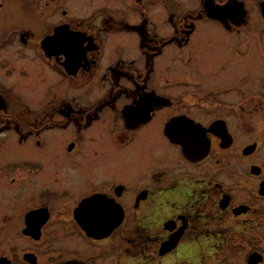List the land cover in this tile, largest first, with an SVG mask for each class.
<instances>
[{"label": "flooded vegetation", "instance_id": "af4514ba", "mask_svg": "<svg viewBox=\"0 0 264 264\" xmlns=\"http://www.w3.org/2000/svg\"><path fill=\"white\" fill-rule=\"evenodd\" d=\"M206 1L201 0L189 14L193 18L190 27L187 25L191 41L198 28L195 19H204V14L217 7V2L213 8ZM217 4L220 14L213 19L223 27L222 32L262 37L263 30L258 26L264 24L263 1L259 20L247 15L240 18L243 6L238 0H219ZM61 8L63 20L40 41L42 58L65 78L81 81L75 84L77 90L84 87L93 92L91 89L97 87L102 93L92 99L80 92L75 99H65L63 109L53 99L51 103L57 109L44 110H55L47 114L46 121L57 124L45 125L41 130L13 117L4 122L2 97L0 132L14 128L22 139H29L51 128L68 129L73 123L78 139L82 132L102 122L112 140L125 146L134 133L157 123L159 134L179 157L182 170L177 167L174 172H155L148 180L131 182L128 174L111 169L109 178L101 183L81 186L68 181L60 188L51 185L50 180L38 181L40 184L34 180L30 188L34 204L21 211V223L10 224L15 218L10 213L0 218L1 228L13 230L12 241H20L0 252V264H175L178 260L181 264H264V125L258 129L264 119V97L252 93L229 102L206 86L204 92H192L187 108L180 110L185 106L182 100L144 81L153 73L166 47L181 46L177 34L163 35L157 24L155 29H148L150 21L145 14L137 28L139 57L125 58L121 54L105 64L102 59L107 27L115 31L118 25L109 26L106 19L103 26L89 32L81 29V23L76 26L72 19H65V5L61 4ZM121 23V30H129L125 21ZM169 24L177 27L171 16L166 25ZM56 29L60 35L55 40L51 37ZM27 35L31 37L29 32ZM24 38L21 37L23 42L28 41ZM247 59L256 61L251 54ZM258 64L255 67L260 71L262 66ZM249 65L253 71V64ZM196 86H200L199 82ZM15 103L14 108L22 106ZM225 106L231 109H223ZM193 108L203 114H195ZM149 131L151 136L155 134L152 128ZM44 137L36 141L43 147ZM76 143L69 142L67 150H76ZM5 172L0 166V178ZM114 174L124 178L116 182L110 176ZM11 181L17 183V177L12 176ZM83 187L87 188L80 190ZM67 197L71 202L61 200ZM259 240L261 246H257ZM215 245L227 251L217 262L210 258ZM234 252H242V257L229 259Z\"/></svg>", "mask_w": 264, "mask_h": 264}, {"label": "rangeland", "instance_id": "374dc122", "mask_svg": "<svg viewBox=\"0 0 264 264\" xmlns=\"http://www.w3.org/2000/svg\"><path fill=\"white\" fill-rule=\"evenodd\" d=\"M262 1L264 2L238 0L243 6L240 18L248 16L254 20L261 19L259 6ZM200 2L201 0H0V98L3 97L6 108L1 111L3 121L10 122L13 117L24 125L37 126L38 130L48 124L54 127L56 121H46L47 114H54L52 111L57 109L55 103H51L53 99L63 109L65 99H75L80 92L86 98L92 96V99L102 93L97 87L91 89L93 92L85 91L84 87L83 91L77 90L75 84L78 80L65 78L54 65L42 58L40 41L52 32L54 25L63 20L61 4L65 5V19H72L76 26L81 23L83 30L92 32L96 27L103 26L106 19L110 22L109 26L118 25L115 31L107 27L106 53L102 59L105 64L116 60L121 54L125 58L139 57L137 28L145 14L150 21L148 29L152 30L157 24L160 25L161 34H177L181 46L172 44V47H166L164 54L158 60L155 59L157 64H154L153 73L144 81L159 88L163 94L182 100L185 106L180 110L187 108L192 92H204L206 86H210L220 98L229 102L245 94L258 93L264 97L263 22L258 26V29L263 30L262 37L246 32L224 33L223 27L217 23L218 20L213 19V16L215 18L220 14L221 7L217 4L219 0H208V7L212 5L214 8L216 2L217 7L214 12H204L207 15L204 19L194 18L198 28L191 41L187 36L190 35L188 26L193 18L189 14ZM170 16L177 22V27L166 25ZM122 21L129 25V30H121L124 26ZM72 25L75 26V23ZM235 35L239 37L236 38ZM24 36L28 41L21 40ZM250 54L256 61L247 59ZM249 64H253V71ZM256 64L261 65L262 70L257 71ZM205 67L211 69L204 70ZM122 81L126 82L124 79ZM241 81L248 84L241 85ZM198 82L200 86H196ZM15 102L22 106L19 109L14 108ZM45 108L55 110L47 112ZM223 109L229 110L231 107L225 106ZM192 112L203 114L201 110L194 108ZM263 125L264 119L259 123L258 129ZM104 126L100 122L82 132L78 139L73 123L68 129L51 128L40 135L35 133L29 139H22L14 128L0 132V166L6 171L5 176L0 178V218L4 213H10L15 217L10 224L21 223V211L34 204L30 194L34 180L37 181L35 184H40L38 181L41 180H50L51 185L60 188L61 184L68 181L71 185L81 186L94 181L101 183L109 178L111 169L124 176L128 174L127 179L131 182L148 180L155 172H171L177 167L182 170L178 165L179 157L159 134L157 123L145 128L143 132L134 133L125 146L116 144ZM151 128L155 132L152 136L149 131ZM43 137L46 141L45 147L36 143L38 139L42 141ZM75 140L76 150H67L69 142ZM149 141L155 145H150ZM131 149L136 152H131ZM95 166L98 170H95ZM12 176L17 177V183H12ZM110 176L115 177L116 182L124 178L116 174ZM61 200L71 202V197ZM9 229H0V252L9 249L12 242H20L19 239L12 241L13 230ZM221 245L211 248L210 258L216 262L227 253ZM262 245L264 248V242ZM257 246H261L260 240ZM241 254L242 252H234L229 259H240ZM180 261L175 264H181Z\"/></svg>", "mask_w": 264, "mask_h": 264}, {"label": "water", "instance_id": "95a60500", "mask_svg": "<svg viewBox=\"0 0 264 264\" xmlns=\"http://www.w3.org/2000/svg\"><path fill=\"white\" fill-rule=\"evenodd\" d=\"M59 35H60V33H58V30L56 29V33L54 34V36H52V37L50 36V37L55 38V40H56L57 36H59ZM47 41H48V38H46L42 41L43 46H45V43H47Z\"/></svg>", "mask_w": 264, "mask_h": 264}, {"label": "bare ground", "instance_id": "6f19581e", "mask_svg": "<svg viewBox=\"0 0 264 264\" xmlns=\"http://www.w3.org/2000/svg\"><path fill=\"white\" fill-rule=\"evenodd\" d=\"M70 40V39H69Z\"/></svg>", "mask_w": 264, "mask_h": 264}]
</instances>
